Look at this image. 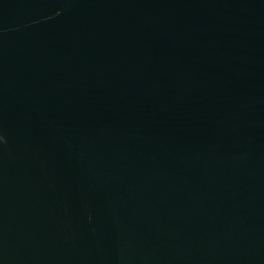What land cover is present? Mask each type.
Wrapping results in <instances>:
<instances>
[{
	"label": "water",
	"instance_id": "water-1",
	"mask_svg": "<svg viewBox=\"0 0 264 264\" xmlns=\"http://www.w3.org/2000/svg\"><path fill=\"white\" fill-rule=\"evenodd\" d=\"M0 264H264V0H0Z\"/></svg>",
	"mask_w": 264,
	"mask_h": 264
}]
</instances>
